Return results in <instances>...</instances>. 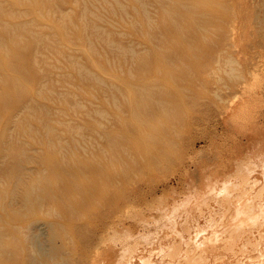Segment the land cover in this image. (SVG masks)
Wrapping results in <instances>:
<instances>
[{"label": "bare ground", "instance_id": "6f19581e", "mask_svg": "<svg viewBox=\"0 0 264 264\" xmlns=\"http://www.w3.org/2000/svg\"><path fill=\"white\" fill-rule=\"evenodd\" d=\"M222 1V5L227 3L233 9L238 6L245 9L246 16H261L264 33V12L261 15V11L256 10L264 9V0ZM141 2L140 7L149 12L152 6L147 0ZM202 2L176 0V16H182V9ZM2 3L0 0V9H3ZM56 7L60 6L52 8L57 10ZM115 9L127 12L123 4H118ZM39 10L42 16L44 11ZM83 16L88 19L98 17L86 6ZM197 20V25L207 24L216 21V17L204 13ZM0 24H5L6 32L25 29L40 35L26 21L13 23L1 17ZM101 28L95 21V33L88 38L105 36L106 32ZM41 36H38V44L45 50L51 49L48 36ZM5 37V33L0 32L3 48L7 43ZM219 45H222L221 41ZM107 46L127 58L136 53L134 48L123 49L118 42H107ZM248 49L242 46L240 52L244 50V53L233 57L234 60L230 54L227 64L231 66L234 62L237 66L233 67L232 73H229L232 69L226 71L227 75L220 72L224 63L219 54L215 59L218 67L212 69L213 72L188 74L189 87L162 90L156 89L155 85L154 88L142 85L140 95L147 103L133 106L139 120L123 121L121 131L108 141L110 150L98 163L61 168V179L56 178L49 186L41 187L40 203L46 217L43 229L36 232L31 228L30 233L25 234L24 245L20 240L13 253L5 251L3 254L16 262L24 252L27 264H264V76L256 69L264 59V51H259L253 58L246 55ZM59 53L64 59L74 57ZM178 58L176 53L167 54L165 63L170 65L172 59ZM3 60L0 55V61ZM76 63L74 69L77 68L80 75L104 86L109 84L90 67ZM0 71L1 74L11 73L1 68ZM174 77L178 84L181 78ZM112 87L106 88L113 91ZM32 99L29 102L36 104ZM124 99L128 105L137 104L129 97ZM112 100L119 109L121 104L116 94L112 95ZM3 104L0 101V109ZM97 114L106 117L105 121H113L105 112L98 111ZM148 124L153 127H146ZM220 127L248 135L243 136L247 143L234 156L230 155L226 164L217 165L213 171L210 167L215 159H201L198 154L193 155L196 153L193 150L198 140H205L216 148L217 156L223 158L225 154L216 136ZM21 155L25 154L22 152ZM233 158L236 160L232 162ZM166 169L173 170L171 175L175 176L177 186L173 191L177 192L181 187L180 193H187V198L177 199L167 193L171 190L166 189L171 175H158ZM180 170L183 173L178 177ZM195 172L202 177L198 185ZM88 178H91L90 182ZM190 178L193 179L191 183ZM159 192L167 195L148 201L150 195ZM67 200L72 202L68 201L65 206L63 203ZM36 205L14 208L12 215L26 213L32 217ZM139 205L140 209H136ZM62 207L74 214L89 209L88 216L93 219L66 223ZM96 216L100 217L95 220ZM86 229H89V235L84 238L79 231ZM9 235L11 231L7 226L5 232H0V241ZM17 238L15 236V242Z\"/></svg>", "mask_w": 264, "mask_h": 264}, {"label": "rangeland", "instance_id": "374dc122", "mask_svg": "<svg viewBox=\"0 0 264 264\" xmlns=\"http://www.w3.org/2000/svg\"><path fill=\"white\" fill-rule=\"evenodd\" d=\"M1 2L3 9H0V18H7L13 23L26 21L40 35L31 34L25 29L16 33L6 32L5 24H0V32L5 33L7 42L6 48L0 46V55L4 59L0 61L4 62L0 68L11 72L0 73V101L4 102L0 109V232H5L7 226L11 231V235L3 236L5 238L0 241V264H27L24 252H21L16 262L3 253H13V248L19 246L20 240L24 245L25 234L30 233L31 228L36 232L43 229L46 217L40 203V188L49 186L56 178L61 179V168L96 164L101 160L102 155L111 148L108 142L110 137L121 131L123 121L133 123L139 120L134 107L147 103L146 98L140 95L142 85L152 88L155 85L156 89L162 90L183 89L190 86L188 74L213 72L218 67L215 59L219 54L224 63L220 72L227 75L226 71L232 69L229 71L232 73L233 67L237 66L234 62H231V66L227 64L229 57L232 55L233 59L242 55V46L249 48L246 55L250 54L253 58L259 51H264L262 17L246 16L245 9H239L240 6L233 9L227 3L222 5V0H203L200 4L182 9L181 17L175 13L176 0H147L152 6L149 12L140 7L141 0ZM118 4L125 5L127 12L117 11L115 8ZM54 5L60 7H56V10L52 8ZM85 6L92 9L99 19L84 18ZM39 9L44 11L42 16ZM256 10L261 11V15L264 12L262 7ZM3 11L5 15L1 16ZM204 13L216 17V21L197 25V19ZM95 21L103 27L101 30L106 35L89 39L95 33ZM41 34L48 36L51 49L45 50L38 44ZM257 34L260 35L254 37ZM107 42H118L123 49L134 48L136 53L132 58H127L124 54L110 50ZM29 44L33 45L26 47L29 49L25 51L24 46ZM59 52L74 57L64 59ZM175 53L179 58L172 59L167 65L166 55ZM76 62L90 67L109 84L104 86L80 75L77 68L74 69ZM256 69L259 75L264 76V59ZM174 76L181 78L178 84ZM107 86H113L114 90L108 91ZM114 94L121 104L119 109L113 104ZM126 97L137 104L128 105L124 99ZM32 98L36 104L29 102ZM98 111L105 112L113 121H105L106 117L102 118L97 114ZM216 136L225 154L223 158H219L216 148L205 140H198L193 150L196 152L193 155L198 154L197 157L201 159H215L214 166L210 167L213 171L217 165L226 164L229 156H234L241 146H246L247 141L243 136L248 135L220 127ZM22 152L25 155H21ZM235 160L233 158L231 161ZM158 173L159 176H168L173 170L166 169ZM178 173L179 177L183 171ZM193 175L198 185L202 177L198 172ZM174 178L169 176L166 189L169 187L171 190L167 193H171L173 198H187V193H180L183 191L181 187L177 188V192L173 191L177 186ZM192 180L190 178L189 183ZM204 180L208 182L206 178ZM162 195L167 194L159 192L150 195L148 201H156ZM68 201L72 202L67 200L63 204ZM34 204V216L28 217L26 213L12 215L14 208H26ZM136 209H140V205ZM61 211L66 223L93 219L88 216L89 209L76 214L69 213L66 207H62ZM97 217L100 216H96L95 220ZM79 232L84 238L89 235V229ZM15 236L18 237L17 242L14 241Z\"/></svg>", "mask_w": 264, "mask_h": 264}]
</instances>
